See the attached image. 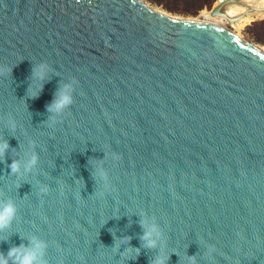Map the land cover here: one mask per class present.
<instances>
[{"label":"water","instance_id":"1","mask_svg":"<svg viewBox=\"0 0 264 264\" xmlns=\"http://www.w3.org/2000/svg\"><path fill=\"white\" fill-rule=\"evenodd\" d=\"M246 6L230 20L251 10L264 19ZM39 61L54 72L27 98ZM70 79L74 103L49 127L46 105ZM10 115L15 133L3 124ZM0 136L13 157L35 141L44 172L16 191L11 158L0 159V199L18 208L0 251L36 234L48 264H121L112 234L138 247L135 213H146L165 253L178 251L168 264H186V253L198 264H264V51L252 42L142 0H0ZM101 160L107 188L91 177Z\"/></svg>","mask_w":264,"mask_h":264},{"label":"clouds","instance_id":"2","mask_svg":"<svg viewBox=\"0 0 264 264\" xmlns=\"http://www.w3.org/2000/svg\"><path fill=\"white\" fill-rule=\"evenodd\" d=\"M52 72H54L52 66L45 61L33 63L26 89V97H38L43 87V82L51 78L50 73ZM76 87L77 81L75 79L60 82L52 100L46 105L48 116L45 121L48 122L49 127H55L60 123V118L73 105ZM3 124L9 133H15L19 130V124L14 116H8L3 121ZM9 136L15 137V135ZM12 149L17 148H10L8 139L0 136V159L5 160L6 156H10L11 162L7 164V168L10 169L9 174L15 180V188L17 191L22 183H30L29 178H39L44 175V172L39 167L40 155L36 150L35 141H29L27 149L15 157L10 155ZM93 173H91V177L95 183L99 182L107 188L108 173L103 167L102 160L93 167ZM38 190L40 193L46 194L49 191V185L41 181ZM119 211L117 210L108 219L115 218L118 220L121 216ZM17 213L18 208L15 200L12 198L0 199V242H7L9 240L11 235L5 236V231L16 221ZM135 214L138 216L136 222L142 230L137 234L139 246L134 247L131 245L130 241L133 239L131 235L122 233L120 236H117L115 232L114 235L112 234L114 243L111 247H108L113 250L115 257L118 255V260H121V264H127L130 260H136L142 249L152 253L149 258V264H168L170 255L173 253L180 257L178 251L165 253V233L154 217L146 213ZM131 223L132 221L129 219V225ZM19 237L21 240L19 244H11L6 251H0V264H48L46 259L48 241L36 234H31L26 237L19 234ZM212 251L214 249L209 248V252ZM186 255L188 257L186 264H198L196 255H188L187 253Z\"/></svg>","mask_w":264,"mask_h":264},{"label":"rangeland","instance_id":"3","mask_svg":"<svg viewBox=\"0 0 264 264\" xmlns=\"http://www.w3.org/2000/svg\"><path fill=\"white\" fill-rule=\"evenodd\" d=\"M149 4L181 19L198 20L201 11L209 10L221 0H146ZM263 7V6H261ZM246 8V7H245ZM242 9V8H241ZM244 9V8H243ZM245 10V9H244ZM246 11V10H245ZM243 11V12H245ZM263 13H255L251 21L242 27H236L227 20L226 29L243 40L250 41L264 51V23L255 24L253 20L261 17ZM264 20V19H263ZM262 22V20H257ZM256 22V21H255Z\"/></svg>","mask_w":264,"mask_h":264},{"label":"bare ground","instance_id":"4","mask_svg":"<svg viewBox=\"0 0 264 264\" xmlns=\"http://www.w3.org/2000/svg\"><path fill=\"white\" fill-rule=\"evenodd\" d=\"M142 1L144 3H146V4H148L150 7L158 10V12H160V13L166 14V15L171 16L173 18H178V17L173 16L172 14L164 11L163 9H161L159 7H155V6L151 5V4H149L146 0H142ZM222 2H225V4L222 5V7H221V11L223 12L224 15H222V16L214 15L213 12H212V9L214 7L220 5ZM246 3L251 4V6L253 8H255L256 6H258V8L263 6L262 8H264V0H221L218 4L214 5L211 8V11H209V10L208 11L207 10L201 11L199 16H198V20L187 19V18L186 19L184 18V19L185 20L196 21V22H199V23L209 24V25H215V26L221 27V28H223L225 30H227L226 29L227 28L226 24H227V20H228L229 22L234 23V25L239 28V27L244 26L246 23L250 22L255 13H260L259 10H251V14H252L251 17H247V14H245L244 19H242L241 21L237 20L236 22H232L230 20L231 17H237L240 14H244L243 11H245L246 8H248L246 6ZM179 19H181V18H179ZM227 31H229V30H227ZM231 33H232V31H231ZM232 34L235 37H237L239 39H242L239 36L235 35L234 33H232ZM248 42H250V41H248Z\"/></svg>","mask_w":264,"mask_h":264},{"label":"trees","instance_id":"5","mask_svg":"<svg viewBox=\"0 0 264 264\" xmlns=\"http://www.w3.org/2000/svg\"><path fill=\"white\" fill-rule=\"evenodd\" d=\"M255 24H258V23H264V20H262V22H259V21H256L254 22Z\"/></svg>","mask_w":264,"mask_h":264}]
</instances>
